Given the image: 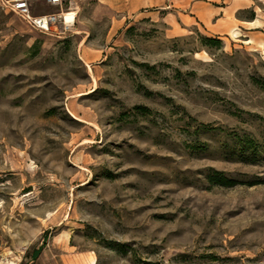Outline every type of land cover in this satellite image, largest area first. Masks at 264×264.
Masks as SVG:
<instances>
[{"label": "rangeland", "instance_id": "obj_1", "mask_svg": "<svg viewBox=\"0 0 264 264\" xmlns=\"http://www.w3.org/2000/svg\"><path fill=\"white\" fill-rule=\"evenodd\" d=\"M232 1L0 8V264H264V0Z\"/></svg>", "mask_w": 264, "mask_h": 264}, {"label": "built area", "instance_id": "obj_2", "mask_svg": "<svg viewBox=\"0 0 264 264\" xmlns=\"http://www.w3.org/2000/svg\"><path fill=\"white\" fill-rule=\"evenodd\" d=\"M38 2H44L59 10L50 14H33L31 7ZM62 6L63 0H0V8L18 17L31 31L56 38L69 34L76 18L74 15L72 22L67 23L65 15L73 12L71 9L63 11Z\"/></svg>", "mask_w": 264, "mask_h": 264}, {"label": "crops", "instance_id": "obj_3", "mask_svg": "<svg viewBox=\"0 0 264 264\" xmlns=\"http://www.w3.org/2000/svg\"><path fill=\"white\" fill-rule=\"evenodd\" d=\"M233 5H236V10H238L239 8H241V6H243L244 3L242 0H237V1H232ZM218 15H220V18L216 19L213 26L214 28V32L215 34H224L227 36H230L231 31L235 32L239 31L240 35L237 36V38L241 37L244 38L246 42L249 43V39L250 37L255 33V31L259 28V19L257 18V16L254 18V20L252 21H242V20H236V19H229L226 20L224 17V13H217ZM208 19H211V17H207ZM220 22H225V23H220ZM256 23V24H255ZM255 24V25H254ZM230 31V33H229Z\"/></svg>", "mask_w": 264, "mask_h": 264}, {"label": "trees", "instance_id": "obj_4", "mask_svg": "<svg viewBox=\"0 0 264 264\" xmlns=\"http://www.w3.org/2000/svg\"><path fill=\"white\" fill-rule=\"evenodd\" d=\"M201 43L205 47H219L221 42L218 39L201 37ZM208 180L211 184L223 186V187H231L235 184L234 181H231L224 177L221 172H214L212 176L208 177Z\"/></svg>", "mask_w": 264, "mask_h": 264}, {"label": "bare ground", "instance_id": "obj_5", "mask_svg": "<svg viewBox=\"0 0 264 264\" xmlns=\"http://www.w3.org/2000/svg\"><path fill=\"white\" fill-rule=\"evenodd\" d=\"M74 15H75V13H69V14H66L65 15V20H66V22L67 23H69V22H72V20H73V18H74ZM256 24V23H255ZM254 24V25H255ZM234 31H236V30H234ZM236 33L235 32H232L231 31V35L234 37V38H237V35H235ZM248 43V42H247ZM91 264H93V262L91 263Z\"/></svg>", "mask_w": 264, "mask_h": 264}]
</instances>
